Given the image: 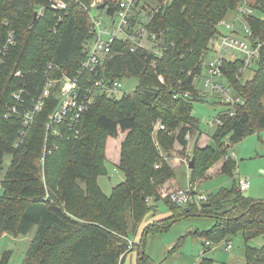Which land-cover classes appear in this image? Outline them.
<instances>
[{
	"label": "trees",
	"instance_id": "16d2710c",
	"mask_svg": "<svg viewBox=\"0 0 264 264\" xmlns=\"http://www.w3.org/2000/svg\"><path fill=\"white\" fill-rule=\"evenodd\" d=\"M66 1L70 4L68 14L59 24L49 0H0V45L10 30L15 34L14 44L3 56L0 74V167L8 153L13 156L1 180L0 236L25 235L36 227L23 264H123L135 248L138 264H162L145 252L144 238L140 243L132 242L129 234L138 230L151 209L164 200L172 212L167 219L170 222L160 227L147 225L144 233L168 228L176 219L189 215L210 216L215 224L205 232V241L220 244L241 232L245 238L244 264H264V245H249L254 236L264 235V201L245 196L237 180L230 188L208 194L204 203L210 206L189 202V211L167 195L180 187L165 192L164 198L161 195L164 184L177 183V179L174 167L158 147L166 150L178 142L185 148L190 132L196 137L191 156L195 158L190 177L193 182L221 157L222 172L233 178L235 163L226 159L232 143L264 128L263 46L255 75L245 82L236 76L243 60L226 63L228 80L244 95L246 103L237 105L236 114L216 128V146L198 145L202 130L193 114L194 102L198 101L195 78L203 69L210 40L220 32L219 22L241 0H157L158 7L147 9L145 14L153 15L147 27L161 39L159 53L144 47L133 51L129 38L116 40L98 69V78H134L136 87L118 100L97 90L80 121L78 138L52 135L50 151L44 152L46 121L57 102L56 92H52L25 140L17 146L24 124L19 113H8L9 107L16 105L22 112L33 105L46 82L44 71L50 63L58 65L54 76L75 75L85 57L83 45L94 27L90 16L93 2ZM102 2L109 5L108 15L116 11L112 0ZM42 7L43 15L35 17ZM255 7L257 13L247 17L248 22L255 37L264 41V0H257ZM137 22L136 16L133 23ZM58 24V32L53 33ZM163 36L166 47L161 45ZM18 70L20 77L15 76ZM89 76L83 74V82L93 86L94 79L89 80ZM186 91L190 97L184 96ZM14 92H21L22 98L17 100ZM178 93L181 95L176 96ZM252 116L258 117L254 128ZM157 119L165 128L155 130L154 137ZM227 137L230 142L223 148L219 142ZM112 147L125 180L107 196L97 180L107 173L105 161ZM223 213L226 216H219ZM211 249L205 247L197 264H214L215 257L208 253ZM9 255L10 251L5 252L0 264H8Z\"/></svg>",
	"mask_w": 264,
	"mask_h": 264
},
{
	"label": "built area",
	"instance_id": "2783aa9c",
	"mask_svg": "<svg viewBox=\"0 0 264 264\" xmlns=\"http://www.w3.org/2000/svg\"><path fill=\"white\" fill-rule=\"evenodd\" d=\"M102 1L92 0L90 16L93 19L94 27L89 31L91 36L86 38L84 42L83 51L85 57L81 61L77 74H65L61 77L54 76L53 72L58 68V65L50 63L44 71L46 82L33 105L22 112L16 105L9 107L10 111L8 113L11 115L19 113L22 118V124H24V128L18 138L19 140L16 142L17 146L25 140L24 137L33 125L32 123L37 113L47 104L53 94L52 92H56L57 102L46 121L44 152L50 151L49 137L52 135H58L62 139L78 138L80 121L83 114L93 103L97 90L113 94L117 98L126 95L127 90H124V80L112 79L108 81L97 77L98 69L104 65V61L110 56L116 40L129 38L133 42V51L144 47L159 53L161 39L157 33H152L147 27L153 15L145 14V12L139 10L141 0H112L115 2L117 9L112 15L106 14L107 20L105 21L99 17L104 12V10L98 8L99 5L104 3ZM49 3L57 11L59 24L63 23L65 16L68 14L70 4L66 0H49ZM255 6H257V0H241L234 9L237 14L233 22H228L225 18L218 24V26H223L226 32L220 31L210 40L211 48L208 55L212 54V57L207 61V55L203 62V68L206 70L204 81L206 90L197 92V97L198 101L208 97H217L219 99L218 102L224 105V110L211 122V125L216 128L223 125L227 117L236 114L237 105L246 103L244 95L241 92H237L231 82H229L228 74L225 70L226 63L243 60L244 65L236 75L238 80L243 81L244 71L246 69H256L261 58L260 53L264 46V41L255 37V31L247 18L257 13ZM93 9L96 10L94 14ZM43 12L44 8L42 7L38 10L37 16L43 15ZM136 16L138 17V22L134 24L133 18ZM238 22L243 23V33L237 28ZM59 24L52 28L53 33L58 32ZM8 34V39L4 44L0 45V74L3 56L9 50L10 45L15 42L13 30H10ZM86 73L90 75L88 77L89 80L94 79L93 86L83 82L82 75ZM21 74V70H18L15 76L20 77ZM54 89L57 90L54 91ZM13 94L17 100L22 98L21 92H14ZM180 95V93L176 94V96ZM190 95L189 91L184 94L185 97H190ZM155 128L164 129L165 125L158 122ZM192 137L190 132H188L186 139L190 141L193 139ZM230 158L232 159L233 157L230 155L226 156V159ZM237 178L238 189L241 192L247 191L250 187V180L241 176ZM167 195L173 202L182 206H189V202L204 203V201L209 199L208 194L199 191L198 187L190 185L187 188L175 189ZM220 244H223L226 249L232 248V240L222 241ZM220 244L209 240L205 241V247L212 248L213 246H220ZM201 254L204 255L203 251Z\"/></svg>",
	"mask_w": 264,
	"mask_h": 264
},
{
	"label": "rangeland",
	"instance_id": "374dc122",
	"mask_svg": "<svg viewBox=\"0 0 264 264\" xmlns=\"http://www.w3.org/2000/svg\"><path fill=\"white\" fill-rule=\"evenodd\" d=\"M102 1V0H101ZM139 10L146 12L147 9H153L158 7L157 0H141ZM109 5L104 9V12L99 15L101 19L107 20V12ZM96 10L93 9V14ZM234 10L228 11L227 21L233 22L236 16ZM243 23L238 22L237 28L243 33ZM220 31L226 32L223 26H218ZM148 43V42H146ZM212 54H209L206 59L210 60ZM255 68L246 69L243 75V82L247 79H251L255 75ZM206 70L203 68L200 76L195 80L194 88L197 92L206 90L204 85ZM162 78V77H161ZM124 90L129 91L136 87L137 80L125 79ZM109 98L118 100L113 94L106 93ZM217 97H208L203 100L195 101V107L193 114L200 120V127L202 135L198 142L199 147L210 144L216 146L213 139L216 127L211 125V122L216 119V116L224 110V105L218 102ZM258 117L252 116V126L257 127ZM161 122L157 119L154 123ZM154 124H152L153 127ZM155 128V126H154ZM155 130L152 132L154 137ZM187 147H183L180 143H174L172 146L162 150L158 147V150L162 152L169 165L174 167L176 172L177 183L174 181L167 182L162 187L161 195L165 192L174 190L175 188H187L190 186L198 187L199 191L205 192L206 194H214L219 188L234 186L239 176L245 177L250 180V187L247 191H244L245 196L253 199L264 201V128L262 130L255 131L252 134H247L240 141L233 142L230 149L229 155L233 157L232 161L235 163L234 177H230L227 173L220 171L222 166L223 157L218 158L214 164L208 168L204 176L199 180L193 182L191 177V169L189 166L191 157L193 154V146L195 136L192 137ZM202 140V141H201ZM208 141V143L206 142ZM230 142V138H223L220 146L226 147V143ZM192 143V144H191ZM191 144L192 146H189ZM166 147V146H165ZM109 155L105 161V167L107 173L98 176L97 182L99 183L102 191L107 195L111 196L114 186L122 183L125 180L124 172L116 164L117 151L114 147L109 148ZM12 154H7L4 158V162L0 167V192L2 193L3 187L1 180L4 178L8 167L12 161ZM177 165H173V163ZM220 168V169H219ZM151 203L153 200L151 199ZM172 215L171 210L167 207L164 200H160L156 207L154 206L151 211L146 215L144 222L141 223V227L136 231H130V241H136L140 243L142 239L145 240V252L152 256L156 262L162 264H196L201 259V252L205 249V232L209 231L213 227L214 218L210 216H197L189 215L188 217L178 218L168 228L160 229L157 231H148L144 233V228L150 224H156L157 226H163L170 222L167 220ZM219 216H226L222 214ZM151 220H154L151 222ZM36 227H34L28 234L16 235L12 233H5L0 236V258L2 255L10 251V257L8 264H23L25 261L27 252L30 247V242L36 233ZM254 247H261L264 245V235L254 236L249 245ZM213 250V251H211ZM208 251L209 254L215 257L214 264H244L245 263V238L241 232L235 234L232 237V248L226 249L223 244L220 246H213ZM137 248L132 249L131 252L125 258L123 264H136L134 262Z\"/></svg>",
	"mask_w": 264,
	"mask_h": 264
},
{
	"label": "water",
	"instance_id": "95a60500",
	"mask_svg": "<svg viewBox=\"0 0 264 264\" xmlns=\"http://www.w3.org/2000/svg\"><path fill=\"white\" fill-rule=\"evenodd\" d=\"M104 7H105V4L103 3V4L99 5L98 8H99V9H102V8H104ZM37 14H38V12L35 13V17L37 16ZM161 45H162L163 47H166V46H167V45H166V38H165V36L162 37V43H161ZM194 160H195L194 157L190 160V162H189V166H190V168H194V166H195V164H194ZM204 206H210V203H209V202H205V203L203 204V207H204ZM184 207L189 211V206H188V205H185Z\"/></svg>",
	"mask_w": 264,
	"mask_h": 264
},
{
	"label": "crops",
	"instance_id": "0c3cea01",
	"mask_svg": "<svg viewBox=\"0 0 264 264\" xmlns=\"http://www.w3.org/2000/svg\"><path fill=\"white\" fill-rule=\"evenodd\" d=\"M201 141H202V140H201ZM206 142L208 143V141H206ZM177 143H178V142H177ZM191 144H192V143H191ZM191 144H189V146H192ZM173 165L175 166V165H177V163L175 162V163H173ZM222 166H223V161H222ZM222 166L220 167L221 169L219 168L220 171H222ZM189 185H190V184H189ZM152 221H154V220H151V222H152ZM211 251H213V250H211ZM129 253H130V252H129ZM129 253H128V254H129ZM128 254H127V255H128ZM127 255H126V257H127ZM133 256L135 257L134 262H136V264H138V256H139V255H138V250H137L136 254L133 253ZM126 257H125V258H126ZM124 260H125V259H124ZM197 263H198V262H197ZM197 263H196V264H197Z\"/></svg>",
	"mask_w": 264,
	"mask_h": 264
}]
</instances>
